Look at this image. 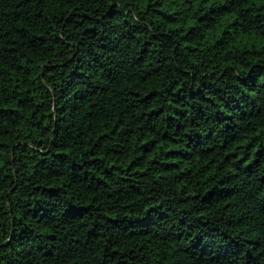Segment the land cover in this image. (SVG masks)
<instances>
[{
  "label": "trees",
  "instance_id": "16d2710c",
  "mask_svg": "<svg viewBox=\"0 0 264 264\" xmlns=\"http://www.w3.org/2000/svg\"><path fill=\"white\" fill-rule=\"evenodd\" d=\"M0 175V247L58 239L64 191L145 201L116 264H264V0H0Z\"/></svg>",
  "mask_w": 264,
  "mask_h": 264
},
{
  "label": "clouds",
  "instance_id": "9594fccd",
  "mask_svg": "<svg viewBox=\"0 0 264 264\" xmlns=\"http://www.w3.org/2000/svg\"><path fill=\"white\" fill-rule=\"evenodd\" d=\"M33 2L35 3L36 0ZM120 3L121 0H117V6H120ZM78 160L79 150L76 146H72L69 149V156L61 159L59 168L61 171H72L74 162ZM0 179H2V175H0ZM28 190L30 191L31 188ZM18 196L21 204L30 199L20 190L15 193L11 192L10 184H0V204H4L5 209ZM5 200L8 203H5ZM79 202H82V199L78 201L75 193L72 196L64 191L52 194L50 207L57 216L59 228H51V226L50 228L57 232L59 238L49 240L47 235L39 236L33 233L32 238L27 239L20 247H0V264H116L115 260L105 257V243L111 236L113 241L118 242L119 251H126L127 246L119 243L118 233L124 228L138 223L134 219L136 216L143 217L145 215V201L137 199L129 202L127 208L121 207L119 203L100 202L99 207L91 209L79 207ZM108 216H117L119 219L108 220ZM125 216L133 217V219H124ZM25 223L28 221L25 220ZM12 226L10 215L0 216V244H3L8 238L7 233L11 232ZM20 226L23 227V225ZM105 230L107 231L105 232ZM100 232L105 234L96 239L97 233ZM38 247L42 251H48L49 255L42 256L41 252L37 251ZM119 258L117 257V259Z\"/></svg>",
  "mask_w": 264,
  "mask_h": 264
}]
</instances>
